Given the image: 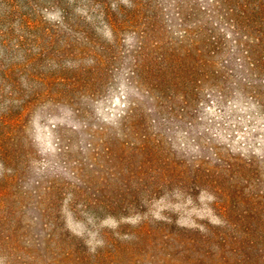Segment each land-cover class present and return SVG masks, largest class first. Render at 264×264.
<instances>
[{
    "label": "rangeland",
    "instance_id": "374dc122",
    "mask_svg": "<svg viewBox=\"0 0 264 264\" xmlns=\"http://www.w3.org/2000/svg\"><path fill=\"white\" fill-rule=\"evenodd\" d=\"M68 6L95 17L86 0ZM95 21L0 44V264H264V205L227 206L217 188L264 194L262 112L205 89L126 127L153 105L131 74L137 35ZM217 152L251 170L219 174Z\"/></svg>",
    "mask_w": 264,
    "mask_h": 264
},
{
    "label": "trees",
    "instance_id": "16d2710c",
    "mask_svg": "<svg viewBox=\"0 0 264 264\" xmlns=\"http://www.w3.org/2000/svg\"><path fill=\"white\" fill-rule=\"evenodd\" d=\"M69 1L0 0V44L11 43L10 35L22 47L27 36L38 37L39 31L49 39L63 28L86 32L95 29L100 18L112 35H137L131 74L152 93L153 105L135 111L141 121L132 120L131 109L123 122L126 127H143L152 111L169 110L177 95L182 104H191L205 89L225 98L238 92L264 115V0H86L89 9L95 8V17L72 16ZM46 2L60 6V21L51 23L43 16ZM234 161L243 163L238 174L251 170L252 163L218 152L211 169L230 175ZM217 188L227 206L239 196L243 202L264 205V194L252 183H220Z\"/></svg>",
    "mask_w": 264,
    "mask_h": 264
}]
</instances>
